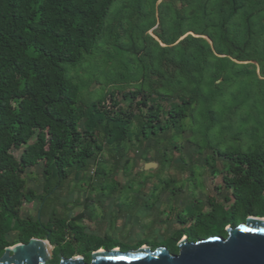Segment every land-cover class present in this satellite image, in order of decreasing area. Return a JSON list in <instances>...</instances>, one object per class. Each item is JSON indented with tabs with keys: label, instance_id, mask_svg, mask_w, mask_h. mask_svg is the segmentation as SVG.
<instances>
[{
	"label": "trees",
	"instance_id": "1",
	"mask_svg": "<svg viewBox=\"0 0 264 264\" xmlns=\"http://www.w3.org/2000/svg\"><path fill=\"white\" fill-rule=\"evenodd\" d=\"M116 1L0 0V256L6 246L47 237L54 248L50 262L57 263L65 254L59 243L69 230L74 238L86 237L82 256L89 262L102 243L80 227L85 211L67 216L58 207L81 203L72 197L62 201L70 194L64 189L81 180L102 151L116 166L126 164L131 135L143 148H154L160 165L170 162L161 139L182 149L176 166L190 179L197 163L212 172L221 164L222 198L208 196L207 208H172L167 220L172 216L179 227L166 240L149 243L152 248L163 245L178 253L183 234L191 241L227 236L226 226L248 215L264 217V140L233 146L217 134L234 109L246 105L257 115L264 112L257 106L260 101L264 106V0H161L157 5L134 0L130 6L121 0L120 14L129 7L137 20L128 42L114 34L123 70L117 79L139 81L132 102L122 108L110 93L75 113L80 86L69 69L82 66L103 42ZM145 5L157 12H147ZM119 25L125 30L122 16ZM251 60L257 66L237 62ZM186 123L192 135L180 145L174 136ZM12 149L20 150L18 158ZM32 168L39 171L37 190L27 186ZM94 173L101 178L104 168L97 164ZM100 187L114 194L122 185ZM34 198L36 216L22 214V203ZM88 201L82 203L86 212ZM135 205L145 209L154 203Z\"/></svg>",
	"mask_w": 264,
	"mask_h": 264
},
{
	"label": "rangeland",
	"instance_id": "2",
	"mask_svg": "<svg viewBox=\"0 0 264 264\" xmlns=\"http://www.w3.org/2000/svg\"><path fill=\"white\" fill-rule=\"evenodd\" d=\"M124 1L128 6L134 3V0ZM160 1L156 0L155 5ZM121 5V0H117L108 20L109 29L95 53L87 57L82 66L69 69V75L80 86L78 108L75 107L73 109L75 113L85 103L98 97L108 96L110 93L115 95L122 108H127L132 102L131 92L136 90V84L139 81L128 83L117 79L123 70L118 58L115 56L117 47L114 34L115 32L118 33L122 41L128 42L131 38V33L134 32L132 24L136 23L137 20L129 7L124 9L121 15ZM143 8L147 12L148 10L151 13L152 11L154 13L157 12L156 7L150 9L145 5ZM121 16L125 30L119 25ZM153 28H150L148 32L152 33ZM186 34H193V32L188 31ZM237 62H250L257 66V62L254 60ZM154 97L157 98L156 95ZM161 103L165 105L164 100ZM257 106L259 109L264 110L262 101L258 102ZM256 111L257 109L246 105L239 109H234V113L230 115L232 119L228 120L225 118L224 127L217 132L220 139L227 141L233 146L245 142L252 143L257 140H264V112L257 115ZM200 121L201 123L204 122L201 117ZM251 129L257 130L260 136L258 134L255 135V133L251 135ZM191 135V124L186 123L184 129L174 137L182 145L188 138H191ZM160 143L167 145V148H169L167 150V158L170 162L167 161L164 165L156 163L154 159L156 151L154 148H143L134 135H131L130 140L126 142V164L122 160L121 163L123 164L121 166L117 165V167L107 152L105 150L102 151L98 158V163H93L83 173L81 180L71 181L69 186L64 189L65 192L70 194L63 196L62 201L72 197L71 199L77 198L81 203H69L67 208L60 205L58 207L59 211L64 212L67 216H73L80 211H85V217L81 220L80 227H82L85 234L92 236V240H100L103 248L109 249L112 248L113 244H118V246L113 248L135 250L152 242L166 240L167 234L179 227V224L172 219V214H174L172 208H177L178 205L184 208H192L196 205L207 208V203L203 204L206 198L211 195H218V197L222 198L224 188L222 174L219 170L221 167L220 162L216 165L214 172L207 165L201 166L197 163L196 175L194 179H190L186 172L179 171L176 166V163L180 161V154L182 153L183 155L184 153L183 150L171 149L169 143L164 139H161ZM208 152H205L206 155L209 154ZM12 153L18 158L20 150L12 149ZM149 162H155L156 164L146 165ZM97 164L104 168L105 174L101 178H97L94 173ZM38 174L37 168L30 170L28 175L30 178L27 179L29 188H34L35 190L39 188L38 181L40 178ZM164 181H169V184L164 183ZM91 182L92 186H89L88 183ZM113 182H119L122 185V187L118 188L119 191L114 194L108 191L103 193L100 184L110 185ZM172 189L176 190L177 193L171 194L170 190ZM87 197L89 198L88 208L90 212H86L85 205L82 204ZM142 201L148 205L154 203L153 208L144 209L143 206L139 205L137 207L135 205L136 203L140 204ZM38 203L37 198L31 201H24L21 205L22 214L36 216ZM168 214L172 215L171 220H167ZM184 237L182 235L177 244ZM143 241L145 244H139ZM59 246L65 253L61 257L82 256L87 252L86 237L82 234L74 238L73 232L69 230L65 233L64 239L59 243Z\"/></svg>",
	"mask_w": 264,
	"mask_h": 264
},
{
	"label": "water",
	"instance_id": "3",
	"mask_svg": "<svg viewBox=\"0 0 264 264\" xmlns=\"http://www.w3.org/2000/svg\"><path fill=\"white\" fill-rule=\"evenodd\" d=\"M149 162L146 165H155ZM227 236L209 235L195 241L186 237L178 253L165 246L138 249L99 248L89 262L81 255L61 257L50 263L53 245L48 238L31 237L27 242L6 246L0 264H264V217L248 215L235 226L226 227Z\"/></svg>",
	"mask_w": 264,
	"mask_h": 264
},
{
	"label": "flooded vegetation",
	"instance_id": "4",
	"mask_svg": "<svg viewBox=\"0 0 264 264\" xmlns=\"http://www.w3.org/2000/svg\"><path fill=\"white\" fill-rule=\"evenodd\" d=\"M184 235V234H183ZM185 237L187 236V235H184ZM187 238V237H186ZM161 246H163V245H161ZM54 249V248H53ZM53 249H52V257H51V259L53 258ZM51 259L49 260V262L51 261ZM51 263V262H50Z\"/></svg>",
	"mask_w": 264,
	"mask_h": 264
},
{
	"label": "crops",
	"instance_id": "5",
	"mask_svg": "<svg viewBox=\"0 0 264 264\" xmlns=\"http://www.w3.org/2000/svg\"><path fill=\"white\" fill-rule=\"evenodd\" d=\"M81 212V211H80Z\"/></svg>",
	"mask_w": 264,
	"mask_h": 264
}]
</instances>
